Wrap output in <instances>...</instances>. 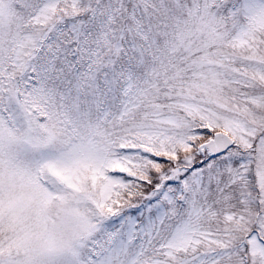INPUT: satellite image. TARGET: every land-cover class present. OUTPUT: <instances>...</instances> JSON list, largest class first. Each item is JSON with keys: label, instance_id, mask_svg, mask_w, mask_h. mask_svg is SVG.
I'll return each instance as SVG.
<instances>
[{"label": "snow or ice", "instance_id": "1", "mask_svg": "<svg viewBox=\"0 0 264 264\" xmlns=\"http://www.w3.org/2000/svg\"><path fill=\"white\" fill-rule=\"evenodd\" d=\"M0 264H264V0H0Z\"/></svg>", "mask_w": 264, "mask_h": 264}]
</instances>
